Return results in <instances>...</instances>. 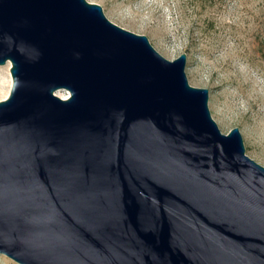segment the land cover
Here are the masks:
<instances>
[{
    "label": "water",
    "instance_id": "obj_1",
    "mask_svg": "<svg viewBox=\"0 0 264 264\" xmlns=\"http://www.w3.org/2000/svg\"><path fill=\"white\" fill-rule=\"evenodd\" d=\"M187 62L87 0H0V67L21 82L0 104V256L264 264V167Z\"/></svg>",
    "mask_w": 264,
    "mask_h": 264
},
{
    "label": "rangeland",
    "instance_id": "obj_2",
    "mask_svg": "<svg viewBox=\"0 0 264 264\" xmlns=\"http://www.w3.org/2000/svg\"><path fill=\"white\" fill-rule=\"evenodd\" d=\"M87 1L119 27L148 37L166 59L186 54L188 83L209 91L220 132L238 128L246 156L264 167V0ZM12 84L10 65L0 67V96ZM0 264L17 263L0 256Z\"/></svg>",
    "mask_w": 264,
    "mask_h": 264
},
{
    "label": "clouds",
    "instance_id": "obj_3",
    "mask_svg": "<svg viewBox=\"0 0 264 264\" xmlns=\"http://www.w3.org/2000/svg\"><path fill=\"white\" fill-rule=\"evenodd\" d=\"M13 67H14V65H13ZM10 75H12L11 71H10ZM12 79H13V88H12V90L9 91V93L6 96H0V104L7 103L11 99L13 92L16 90V88L21 83L19 81L18 76L13 75ZM74 95H75L74 92H72L71 90H68V95L62 98V102H68L71 99V97H73Z\"/></svg>",
    "mask_w": 264,
    "mask_h": 264
},
{
    "label": "bare ground",
    "instance_id": "obj_4",
    "mask_svg": "<svg viewBox=\"0 0 264 264\" xmlns=\"http://www.w3.org/2000/svg\"><path fill=\"white\" fill-rule=\"evenodd\" d=\"M68 95V92H67V94H66V96Z\"/></svg>",
    "mask_w": 264,
    "mask_h": 264
}]
</instances>
